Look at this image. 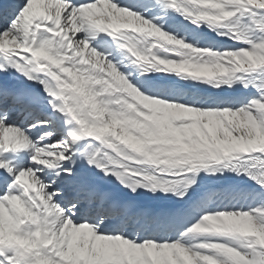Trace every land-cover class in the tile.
<instances>
[{"label":"snow or ice","instance_id":"1","mask_svg":"<svg viewBox=\"0 0 264 264\" xmlns=\"http://www.w3.org/2000/svg\"><path fill=\"white\" fill-rule=\"evenodd\" d=\"M0 264H264V0H0Z\"/></svg>","mask_w":264,"mask_h":264}]
</instances>
